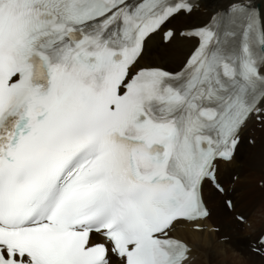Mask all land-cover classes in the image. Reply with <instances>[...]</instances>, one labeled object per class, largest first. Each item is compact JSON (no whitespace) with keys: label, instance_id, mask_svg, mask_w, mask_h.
Wrapping results in <instances>:
<instances>
[{"label":"snow or ice","instance_id":"1","mask_svg":"<svg viewBox=\"0 0 264 264\" xmlns=\"http://www.w3.org/2000/svg\"><path fill=\"white\" fill-rule=\"evenodd\" d=\"M250 125L264 0H0V264H191L175 232L200 230L205 189L234 210L218 170Z\"/></svg>","mask_w":264,"mask_h":264},{"label":"bare ground","instance_id":"2","mask_svg":"<svg viewBox=\"0 0 264 264\" xmlns=\"http://www.w3.org/2000/svg\"><path fill=\"white\" fill-rule=\"evenodd\" d=\"M203 2L209 6H214L217 0H203ZM206 15L207 9L201 7L199 11L194 12L191 16L181 15L171 19L167 26H169L170 23L174 24V21L178 18H182L178 21L177 26L174 24L172 27L177 30H183L187 25L200 23L206 19ZM190 17H194V20L190 19ZM156 39H158V37H156ZM188 47V41L181 40L178 42L173 50H168L169 60H172L179 54L183 55L186 53ZM154 49L156 51L160 50L153 47L152 50ZM152 50L146 55L145 59L152 54ZM149 61L165 62L160 54H155ZM255 126L256 125H250L241 132V142L234 159L229 164L221 165L218 170V176L225 181L224 185L235 190V208L232 210L235 212L243 209L242 206L245 204L244 201L247 202L244 199L249 197L246 196V187H248L247 185H251L249 183L250 178L258 175L261 179H264V127L259 130L255 129ZM248 129L251 134H253L255 140L249 135L246 140L251 137L252 144H249L248 141L247 144L245 143V138L242 139L246 134L245 130ZM239 164H242L241 168H239ZM233 174L237 175L235 181L230 179V176ZM255 191L257 192L259 190L255 188ZM205 201L209 207L210 215L204 220L197 221V223L202 225L201 230L195 231L192 229V225H182L179 226L178 230L175 232V235L187 240L191 245V264H264V258L255 255L252 251H248V248L251 249L250 246L254 243L253 237L264 230V227L260 230V227L262 225L264 226V205H258L257 203V206L261 209V213H259L257 219L251 217L252 219H250V222L248 221L246 225L249 228L245 227V232L240 233L237 229L239 225L231 222L229 223L225 220V215L228 213L227 208L222 205L219 198L211 196L207 189H205ZM245 206H247V204ZM258 207L254 209H258ZM203 228H205V230H202ZM211 229H218V231L216 233V231H212Z\"/></svg>","mask_w":264,"mask_h":264},{"label":"rangeland","instance_id":"3","mask_svg":"<svg viewBox=\"0 0 264 264\" xmlns=\"http://www.w3.org/2000/svg\"><path fill=\"white\" fill-rule=\"evenodd\" d=\"M182 19V18H181ZM180 18H178L177 20H175L174 21V24H176L175 26H177L178 25V21L179 20H181ZM190 19H193L194 20V17L192 18V17H190ZM174 24L172 23H170L169 24V26L170 27H172V26H174ZM176 46V45H175ZM175 46L172 48V49H170V50H173L174 48H175ZM169 50V51H170ZM157 52V53H156ZM154 53V54H153ZM155 54H160L161 55V50H152V56L150 55V56H148L147 58H146V61L148 62L149 61V59L150 58H152V57H154L155 56ZM180 55V54H179ZM150 57V58H149ZM175 58V57H174ZM173 58V59H174ZM149 62H151V63H157V62H152V61H149ZM255 129H259V130H261L262 129V127L261 126H259V125H256L255 127H254ZM245 136L244 137H242V139H244L245 138V143H247V141H248V143L249 144H252V143H250L249 142V138L251 139V137L253 138V140H255L254 139V137H253V134H251V132H250V130L248 129V130H245ZM248 135L249 136H251V137H249L248 138V140H246L247 139V137H248ZM247 143V144H248ZM249 146H252V145H249ZM241 166H242V164H239V168H241ZM233 178H235L234 180H233ZM236 178H237V175L236 174H233V175H231L230 176V179L232 180V181H235L236 180ZM259 179H261L258 175H255V176H253L252 178H250V186L249 185H247L248 187H246L247 188V193H246V196H249V197H246L244 200H246L247 202H245L244 201V206H242L243 207V209H241V210H238V211H232V210H228L227 209V211H228V213L225 215L226 216V218H225V220H227L229 223L231 222V223H233V224H236V225H239L238 227H237V229H238V231H240V233H243V232H245V227L246 228H249V227H247L246 225L248 224V223H246V224H240V223H237L235 220H234V215L236 214V213H239V212H243V213H245V216L247 217V219H248V221L250 222V219H257L258 218V215H259V213H261V209L257 206V203H258V205H264V188H263V183H264V179H261V180H259ZM223 181V183H225V181L224 180H222ZM255 188H257V190H259V191H255ZM248 194V195H247ZM252 196V197H251ZM254 198H255V200H254ZM213 199V198H212ZM249 201V202H248ZM250 201H251V203H250ZM247 204V206H245ZM254 209V208H256V207H258V209H254L255 211H256V214H255V211L252 209V208ZM259 211V212H258ZM218 213V212H217ZM254 213V214H253ZM254 216H253V215ZM257 215V216H256ZM252 217V218H251ZM213 223H217V222H213ZM215 226H217V225H215ZM217 227H219V226H217ZM264 226L262 225L261 227H260V230L263 228ZM202 230H205V228H203ZM212 231H216V230H214V229H211ZM216 233H217V231H216ZM220 234V233H219ZM245 238H248V237H245ZM248 247V246H247ZM248 251L249 252H251L252 250L251 249H249L248 248Z\"/></svg>","mask_w":264,"mask_h":264}]
</instances>
